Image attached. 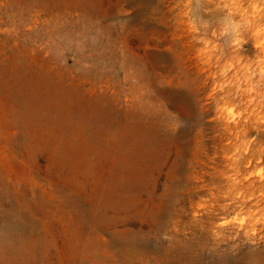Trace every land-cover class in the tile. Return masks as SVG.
I'll return each instance as SVG.
<instances>
[{
  "label": "rangeland",
  "instance_id": "obj_1",
  "mask_svg": "<svg viewBox=\"0 0 264 264\" xmlns=\"http://www.w3.org/2000/svg\"><path fill=\"white\" fill-rule=\"evenodd\" d=\"M0 264H264V0H0Z\"/></svg>",
  "mask_w": 264,
  "mask_h": 264
},
{
  "label": "bare ground",
  "instance_id": "obj_2",
  "mask_svg": "<svg viewBox=\"0 0 264 264\" xmlns=\"http://www.w3.org/2000/svg\"><path fill=\"white\" fill-rule=\"evenodd\" d=\"M133 79H134V80H137L138 78H137V76H136V77H134ZM134 104H135L134 107H138V106H139V101H138L137 96H136V99H135V101H134Z\"/></svg>",
  "mask_w": 264,
  "mask_h": 264
}]
</instances>
